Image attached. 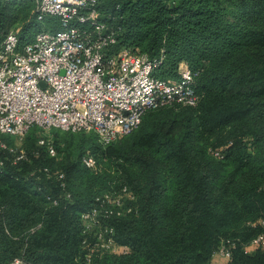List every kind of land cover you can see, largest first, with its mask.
Here are the masks:
<instances>
[{"label": "trees", "instance_id": "1", "mask_svg": "<svg viewBox=\"0 0 264 264\" xmlns=\"http://www.w3.org/2000/svg\"><path fill=\"white\" fill-rule=\"evenodd\" d=\"M98 9L116 33L113 52L146 53L169 80L187 61L201 100L149 110L108 145L53 128L58 156L32 128L28 158L9 152L0 171V264H211L222 244L232 247L227 264H264V248L245 250L264 234V0H99ZM59 25L39 20L34 0H0V47L12 29L27 43ZM124 186L136 208L110 223L131 249L88 262L81 216Z\"/></svg>", "mask_w": 264, "mask_h": 264}, {"label": "built area", "instance_id": "2", "mask_svg": "<svg viewBox=\"0 0 264 264\" xmlns=\"http://www.w3.org/2000/svg\"><path fill=\"white\" fill-rule=\"evenodd\" d=\"M34 1L39 20L57 16L60 25L38 31L27 43L21 41L19 30L12 29L2 42L0 171L9 152L16 155L15 161L28 158L24 143L32 128L44 131L39 144L58 156L53 128L94 132L101 144L108 145L136 129L149 110L200 102L194 86L198 73L187 61L179 65L180 78L169 80L154 74L157 63L148 54L128 47L112 51L116 33L99 19V0ZM83 161L97 166L92 155H85ZM44 170L50 173L51 168ZM57 173L65 187V172ZM136 198L124 186L100 195L99 204L82 214L88 262L107 253L130 251L117 240L110 219L133 212ZM260 247L264 248V234L245 250L253 253ZM231 248L222 244L216 255L231 258ZM12 264L34 263L17 257Z\"/></svg>", "mask_w": 264, "mask_h": 264}, {"label": "crops", "instance_id": "3", "mask_svg": "<svg viewBox=\"0 0 264 264\" xmlns=\"http://www.w3.org/2000/svg\"><path fill=\"white\" fill-rule=\"evenodd\" d=\"M228 262H229V258H227L225 256H221V255H216V254L212 260L213 264H227Z\"/></svg>", "mask_w": 264, "mask_h": 264}, {"label": "rangeland", "instance_id": "4", "mask_svg": "<svg viewBox=\"0 0 264 264\" xmlns=\"http://www.w3.org/2000/svg\"><path fill=\"white\" fill-rule=\"evenodd\" d=\"M41 133H42L41 135H44V131H43V132L41 131ZM24 147H25V146H24Z\"/></svg>", "mask_w": 264, "mask_h": 264}]
</instances>
